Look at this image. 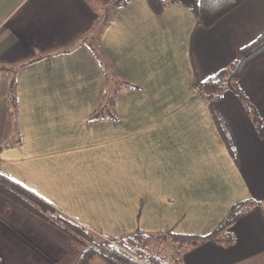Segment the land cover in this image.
Returning a JSON list of instances; mask_svg holds the SVG:
<instances>
[{
	"label": "crops",
	"instance_id": "0c3cea01",
	"mask_svg": "<svg viewBox=\"0 0 264 264\" xmlns=\"http://www.w3.org/2000/svg\"><path fill=\"white\" fill-rule=\"evenodd\" d=\"M118 1L0 0V173L103 237L205 235L235 203L264 201V130L234 91L209 104L196 88L264 30V0L210 26L180 2ZM118 81L112 116L95 117ZM238 86L264 125V57ZM229 229L231 246L207 241L183 264H264L262 208ZM63 250V232L0 195V264Z\"/></svg>",
	"mask_w": 264,
	"mask_h": 264
},
{
	"label": "trees",
	"instance_id": "16d2710c",
	"mask_svg": "<svg viewBox=\"0 0 264 264\" xmlns=\"http://www.w3.org/2000/svg\"><path fill=\"white\" fill-rule=\"evenodd\" d=\"M124 1V0H123ZM119 0L115 5L123 2ZM244 0H147L151 10L158 14L166 6L180 2L196 16L198 23L210 26L220 17L234 9ZM264 57V30L252 41L237 48L234 59L206 79L196 82V88L210 104L222 97L227 90L234 91L250 113L258 131L263 133L264 125L253 105L238 86V80L256 60ZM13 84V81L11 85ZM127 86L118 81L116 87L104 96L95 117L112 116L115 92ZM10 114L15 105L14 93H9ZM0 195L26 212L43 219L68 235L73 244L83 246L75 264H87L94 256H100L108 264H183V254L207 241L228 247L235 241L230 225L243 216L252 206H260L264 212V201L252 198L235 203L218 225L205 235L161 231L148 233L136 229L120 237H102L98 240L88 232L85 225L62 214L55 206L39 197L22 184L0 173ZM89 241V242H87Z\"/></svg>",
	"mask_w": 264,
	"mask_h": 264
},
{
	"label": "rangeland",
	"instance_id": "374dc122",
	"mask_svg": "<svg viewBox=\"0 0 264 264\" xmlns=\"http://www.w3.org/2000/svg\"><path fill=\"white\" fill-rule=\"evenodd\" d=\"M87 228V227H86ZM88 232L94 237V239L98 240L99 238H102L103 236L99 233L87 228ZM89 242V241H87ZM83 249L82 245L79 244H73L70 237L66 234H64V250H63V256L64 259L62 262L54 263V264H75L77 260V255L81 252Z\"/></svg>",
	"mask_w": 264,
	"mask_h": 264
}]
</instances>
